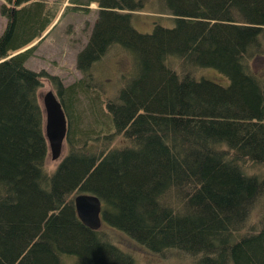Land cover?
<instances>
[{"label": "trees", "instance_id": "obj_1", "mask_svg": "<svg viewBox=\"0 0 264 264\" xmlns=\"http://www.w3.org/2000/svg\"><path fill=\"white\" fill-rule=\"evenodd\" d=\"M6 1L0 264H140L139 253L158 264H264V0H71L99 10L77 54L82 76L68 84L26 65L57 13ZM145 9L150 30L135 21ZM108 55L131 64L111 89L97 72ZM44 78L68 119L53 172ZM79 193L101 199L98 229L79 218Z\"/></svg>", "mask_w": 264, "mask_h": 264}, {"label": "rangeland", "instance_id": "obj_2", "mask_svg": "<svg viewBox=\"0 0 264 264\" xmlns=\"http://www.w3.org/2000/svg\"><path fill=\"white\" fill-rule=\"evenodd\" d=\"M4 1V2H3ZM45 2L52 13H57L56 18L47 30L45 37H39L37 40L36 48L33 50L32 55L28 58L26 65L35 70H47L50 73L58 74L62 77L65 83H70L73 80L82 76L81 71L77 68V54L85 44L87 43L89 36L92 31V27L95 19L98 16L99 6L97 2H93L88 5L87 8L83 3L81 6H70L72 5L71 0H39ZM30 1L26 2L28 4ZM86 2V0H82ZM7 3L6 0H0V34H2L8 23V17L3 16L1 13L2 4ZM19 7V6H18ZM59 11V12H58ZM156 13V12H155ZM137 26L141 30H150L152 27V18L155 17L149 9H145L135 13ZM171 19V18H170ZM32 45V44H30ZM118 56L110 57L105 56L99 64L97 72L107 73L106 82L108 83L109 89L115 78L119 74V71H126L131 69V64L128 66L124 61H120ZM113 81V82H112ZM50 89H54L53 85L46 78L42 80L40 88V96L43 95ZM96 93L89 92V97L86 95L82 96V107H85L86 112L91 111L96 104L97 97ZM99 106L95 107L98 111ZM86 114V113H85ZM67 145L64 143L61 156L53 159L51 151L49 149L46 165L49 172L55 171L62 157L67 153ZM136 251H139L135 249ZM152 256V257H150ZM158 257V256H157ZM138 260L140 264H158V260L154 255H145L143 253L138 254Z\"/></svg>", "mask_w": 264, "mask_h": 264}, {"label": "water", "instance_id": "obj_3", "mask_svg": "<svg viewBox=\"0 0 264 264\" xmlns=\"http://www.w3.org/2000/svg\"><path fill=\"white\" fill-rule=\"evenodd\" d=\"M43 105L46 115L45 131L52 158H58L68 129L66 112L62 100L52 89L43 95ZM74 200L81 221L92 229H98L102 224L101 199L94 194L79 193Z\"/></svg>", "mask_w": 264, "mask_h": 264}, {"label": "bare ground", "instance_id": "obj_4", "mask_svg": "<svg viewBox=\"0 0 264 264\" xmlns=\"http://www.w3.org/2000/svg\"><path fill=\"white\" fill-rule=\"evenodd\" d=\"M4 2V1H3Z\"/></svg>", "mask_w": 264, "mask_h": 264}]
</instances>
